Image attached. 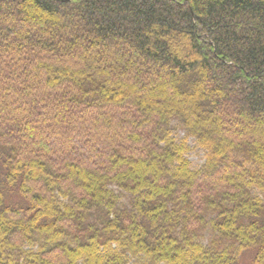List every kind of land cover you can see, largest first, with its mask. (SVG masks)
Here are the masks:
<instances>
[{"label": "trees", "instance_id": "1", "mask_svg": "<svg viewBox=\"0 0 264 264\" xmlns=\"http://www.w3.org/2000/svg\"><path fill=\"white\" fill-rule=\"evenodd\" d=\"M0 264H264V0H0Z\"/></svg>", "mask_w": 264, "mask_h": 264}, {"label": "rangeland", "instance_id": "2", "mask_svg": "<svg viewBox=\"0 0 264 264\" xmlns=\"http://www.w3.org/2000/svg\"><path fill=\"white\" fill-rule=\"evenodd\" d=\"M174 134L176 138L183 136V133L181 131H174ZM189 146L190 148H192V150H190L187 154L188 159L192 163L193 167H197L203 162V152L198 148H194V143L192 142V140H189Z\"/></svg>", "mask_w": 264, "mask_h": 264}]
</instances>
